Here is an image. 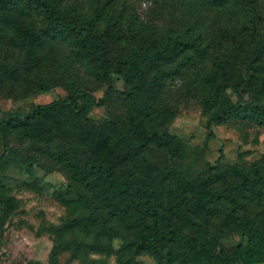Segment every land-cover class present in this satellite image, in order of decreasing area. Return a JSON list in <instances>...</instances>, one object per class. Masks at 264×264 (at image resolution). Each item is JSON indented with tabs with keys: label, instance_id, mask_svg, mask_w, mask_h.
Returning <instances> with one entry per match:
<instances>
[{
	"label": "trees",
	"instance_id": "obj_1",
	"mask_svg": "<svg viewBox=\"0 0 264 264\" xmlns=\"http://www.w3.org/2000/svg\"><path fill=\"white\" fill-rule=\"evenodd\" d=\"M68 1L0 0V23L8 24L4 34L17 24L35 68L53 47L59 80L69 79L68 69L55 67L61 66L63 51L71 50L107 86L108 95L127 100V115L88 120L101 101L84 89L38 105L23 118L11 114L0 122V162L15 152L11 137L16 136L33 162L41 158L47 162L39 163L43 169L51 172L56 166L64 172L72 190L82 195L91 222L115 235L127 233L134 254L149 253L159 264L264 263V228L254 221L235 217L232 231L240 232L243 242L231 256L216 253L217 240L210 237L212 206L241 196L257 201L264 168L234 165L237 184L220 190L215 185L222 172L212 167L191 216L179 212L184 223L167 222L162 184L150 157L153 149L164 150L172 141L169 78L192 67L199 69L195 81L210 131L230 118L264 126V0H154L161 17L171 21L165 27L131 10L129 4L141 0H85L90 11ZM26 20L30 23L22 28ZM114 75L130 88L118 91ZM38 88L48 92L49 79L40 78ZM190 227L195 233L187 231Z\"/></svg>",
	"mask_w": 264,
	"mask_h": 264
},
{
	"label": "rangeland",
	"instance_id": "obj_2",
	"mask_svg": "<svg viewBox=\"0 0 264 264\" xmlns=\"http://www.w3.org/2000/svg\"><path fill=\"white\" fill-rule=\"evenodd\" d=\"M75 1L87 5L90 11L85 0ZM129 5L147 23L164 27L171 24L167 16L161 17L154 0L133 1ZM29 23L26 20L20 26L26 28ZM7 27V23H0V122L11 114L23 118L36 106L64 99L79 89L92 94L97 103L101 101L91 109L88 120L99 122L109 114L126 117L127 100L117 93L108 95L107 86L91 68L79 64L71 50L63 51L61 66L55 67L68 69L69 79L59 80L60 70L53 68L58 65L53 47L44 53L48 60L35 68L27 47L21 43L17 24L4 34ZM195 71L199 69L192 67L169 78L168 100L175 109L169 125L172 141L166 149L155 148L150 153L157 168L155 176L162 184L161 210L167 222L184 223L179 212L191 216L200 184L212 177V167L222 172L215 185L220 190L237 184L232 166L249 171L255 166L264 168V126L230 118L210 131ZM113 77L118 91L130 88L122 78ZM40 78L49 79L48 92L39 90ZM230 97L237 100L235 95ZM11 141L15 152L0 162V264H159L149 253L134 254L128 245L133 239L127 233L115 235L91 222L90 211L82 207V195L72 190L64 172L56 166L51 172L43 169L39 163L47 165L45 160L34 153L40 162H33L16 136ZM3 153L0 133V156ZM257 197L254 201L241 196L234 203L212 206L210 237L217 240L216 253L223 251L231 256L234 247L243 242L242 234L232 231L235 217L264 228L263 186L258 187ZM187 231L195 233L196 228Z\"/></svg>",
	"mask_w": 264,
	"mask_h": 264
}]
</instances>
